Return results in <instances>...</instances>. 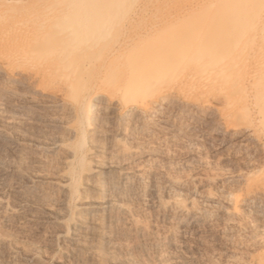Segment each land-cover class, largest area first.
Segmentation results:
<instances>
[{
	"label": "bare ground",
	"instance_id": "6f19581e",
	"mask_svg": "<svg viewBox=\"0 0 264 264\" xmlns=\"http://www.w3.org/2000/svg\"><path fill=\"white\" fill-rule=\"evenodd\" d=\"M0 78L74 115L77 142L66 144L59 184L66 213L57 216L73 264H167L179 245L145 223L158 188L140 186L120 141L85 139L106 110L145 116L173 87L218 100L223 122L241 121L264 141V0H0ZM20 176L28 180L16 191L42 193V172ZM260 177L247 173L242 191L226 196L234 214L264 195ZM160 203L183 219L204 215L179 197ZM16 211L0 196L4 220ZM26 260L18 264H35Z\"/></svg>",
	"mask_w": 264,
	"mask_h": 264
},
{
	"label": "rangeland",
	"instance_id": "374dc122",
	"mask_svg": "<svg viewBox=\"0 0 264 264\" xmlns=\"http://www.w3.org/2000/svg\"><path fill=\"white\" fill-rule=\"evenodd\" d=\"M25 89L0 78V129L7 132L0 137V196L17 209L8 220L0 215V264L26 258L73 264L68 242L58 236L64 227L57 216L66 213L59 184L66 144L77 142L71 133L74 115L66 104ZM165 93L145 116L121 118L117 109L106 110L85 144L117 139L130 153V166L140 171L142 188L153 184L161 201L179 197L204 213L183 219L159 199L148 201L152 216L145 223L179 245L176 253H167V264H264V195L239 214L226 197L242 191L247 173H260L264 185L263 138L241 121L223 122L216 99L201 103L173 87ZM45 144L54 146L42 149ZM36 171L45 176L41 194L15 190L28 180L21 173ZM143 196L147 202L146 192Z\"/></svg>",
	"mask_w": 264,
	"mask_h": 264
}]
</instances>
